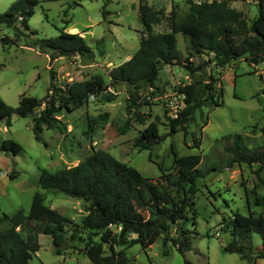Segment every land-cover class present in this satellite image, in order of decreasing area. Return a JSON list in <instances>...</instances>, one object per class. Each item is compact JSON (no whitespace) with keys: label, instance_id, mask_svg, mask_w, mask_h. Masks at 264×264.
Instances as JSON below:
<instances>
[{"label":"trees","instance_id":"16d2710c","mask_svg":"<svg viewBox=\"0 0 264 264\" xmlns=\"http://www.w3.org/2000/svg\"><path fill=\"white\" fill-rule=\"evenodd\" d=\"M108 1L104 0L101 8L103 18L109 14L105 8ZM229 1H188V11L183 17L169 13V30L155 32L153 27L165 17L163 10L156 11L145 0H139L137 13L143 26L139 47L128 60L109 71L108 83L102 75H95L63 86L56 83L50 71V83L41 99L22 94L12 107L0 98V121L9 127L12 116L31 118L34 138L41 142L44 130H59L61 114L73 113L92 96L126 85L127 118L117 131L126 134L133 122L145 125L133 140L138 151L151 150L172 134H186L187 123L197 110L223 105L222 87L218 86L220 73L216 76L210 73L205 79L201 77L202 70L212 67L222 70L240 59L250 66L264 61V0H255L258 13L249 22L242 12L229 7ZM38 4L39 0H16L0 15V25L13 30L12 37L0 36L4 47L21 45L37 49L50 60L91 54L80 33H69L63 28L56 37H37L28 21ZM178 34L183 38V52L178 48ZM164 66L184 67L188 80L175 87L183 107L176 118L167 117L168 131L160 134L159 118L145 124L148 117L138 109L149 104L142 91L155 88ZM103 96L106 102H111L115 95ZM261 132L264 135V126ZM192 141L194 148H199V139L193 137ZM220 141L224 143L227 167L255 165L257 172L264 171V142L250 146L242 134L228 135ZM0 152L18 155L22 147L11 139H1ZM201 161L199 154H174L172 167L164 169L158 164L160 175L150 179L108 151L92 148L73 167L54 172L38 169L41 190L82 200L86 214L76 224L46 205L42 193L35 192L28 212L19 209L12 215H0V264H31L40 248V235L51 238L55 255L59 256L68 240H79L84 234L82 252L88 264H134L126 249L133 245L146 249L157 239L161 240L164 256L168 255L167 245L184 255L191 249L192 235L197 234L195 228H188L196 225L197 182L217 170L213 166L210 171H203ZM16 176L14 169L8 174L9 178ZM226 228L231 240L223 247L224 252L238 254L249 264L264 260V216L235 213ZM255 234L261 240L259 248L253 245Z\"/></svg>","mask_w":264,"mask_h":264},{"label":"rangeland","instance_id":"374dc122","mask_svg":"<svg viewBox=\"0 0 264 264\" xmlns=\"http://www.w3.org/2000/svg\"><path fill=\"white\" fill-rule=\"evenodd\" d=\"M15 1L0 0V15ZM188 1L203 0H145L154 10H163L165 15L153 27L154 31L167 32L169 13L183 17L188 11ZM138 2L109 0L105 7L109 14L103 18L104 0H39L28 21L37 37L53 38L64 28L69 33H80L92 52L86 56L50 60L37 49L21 45L7 48L0 43V98L12 107L18 104L22 94L41 99L50 83V71L56 83L63 86L95 75H102L108 83L109 71L128 60L139 47L143 26L137 13ZM228 5L242 12L248 22L258 13L255 0H231ZM4 35L12 37L13 30L0 25V36ZM176 37L178 48L183 52L182 35ZM210 73L215 76L220 73L218 86L222 87L223 105L197 110L187 123L186 134L178 132L167 136L151 150L138 151L133 146L134 138L145 125L133 122L126 134L120 135L117 131L127 118L126 85L103 93L115 95L111 102H106L103 94L92 96L82 108L61 114L59 130H44L41 142L34 138L31 118L12 116L9 127L0 121V140L11 139L22 147L18 155L0 152V215H12L19 209L28 212L32 196L38 191L44 195L46 205L80 224L86 214V204L63 194L41 190L38 169L54 172L73 167L87 157L92 148L108 151L150 179L160 175L158 164L164 169L172 167L174 154H199L203 171H210L213 166L217 170L197 182L196 225L188 227L197 232L192 235L191 249L180 255L167 245L168 255L164 256L161 240L157 239L146 249L133 245L125 252L134 264H249L238 254L223 251L231 240L226 227L235 213L264 216V171L257 172L255 165L227 167L224 143L220 140L228 135L242 134L250 146L264 142L261 132L264 126V61L250 66L240 59L222 70L212 67L200 72L205 79ZM187 75L184 67L164 66L155 88L142 91L149 104L138 111L147 115L145 124L159 118L160 134L168 131L169 110L180 106L181 98L175 93V87L187 81ZM193 137L199 139V148H194ZM13 163L16 164L13 166ZM13 169L17 176L9 178ZM80 237L68 240L61 255L57 256L51 238L40 235V248L31 264H88L82 252L84 242L81 239L85 236ZM252 241L259 248L260 237L255 234ZM256 264H264V260L258 259Z\"/></svg>","mask_w":264,"mask_h":264},{"label":"built area","instance_id":"2783aa9c","mask_svg":"<svg viewBox=\"0 0 264 264\" xmlns=\"http://www.w3.org/2000/svg\"><path fill=\"white\" fill-rule=\"evenodd\" d=\"M180 98H181V97H180ZM182 106H183V105L180 103V106H178L177 109H170L169 112H168V114H169L168 117H170V118H172V119L176 118V117H177V113H178L179 110L182 109Z\"/></svg>","mask_w":264,"mask_h":264}]
</instances>
